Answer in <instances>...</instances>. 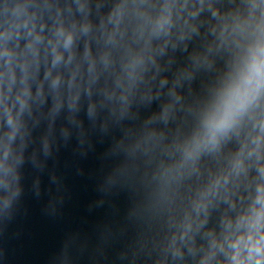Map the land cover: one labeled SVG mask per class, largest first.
Segmentation results:
<instances>
[{"label": "clouds", "instance_id": "1", "mask_svg": "<svg viewBox=\"0 0 264 264\" xmlns=\"http://www.w3.org/2000/svg\"><path fill=\"white\" fill-rule=\"evenodd\" d=\"M106 140L49 264H264V0H0V239Z\"/></svg>", "mask_w": 264, "mask_h": 264}]
</instances>
